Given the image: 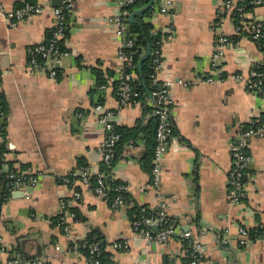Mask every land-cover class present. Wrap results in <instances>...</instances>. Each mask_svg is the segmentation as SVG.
Returning a JSON list of instances; mask_svg holds the SVG:
<instances>
[{"label": "crops", "instance_id": "crops-1", "mask_svg": "<svg viewBox=\"0 0 264 264\" xmlns=\"http://www.w3.org/2000/svg\"><path fill=\"white\" fill-rule=\"evenodd\" d=\"M24 1L30 0H0V93L8 106L6 119L0 117L5 123L0 142H6L5 161L36 171L39 182L25 191L9 190L0 206V261L41 256L47 264H88L71 243L96 229L115 264H184V239L177 236L190 230L202 243L209 264H264V240L246 246L238 242L239 225L249 229L264 224V136L248 144L246 196L238 204L228 197L231 140L264 113V98L231 74L246 73L264 62V50L236 31L237 20L224 10V0H169L167 12L159 9L163 0H150L129 14L136 12L134 21L151 8L144 20L163 33V39L170 35L161 47L157 75L173 81L169 95L174 131L163 158L159 195L140 164L143 142L126 144L110 174L128 184L129 195L140 207L163 203L176 232L166 242L138 236L127 209L112 207L88 185H70L60 178L82 168L79 157L87 169L99 168L105 131L96 104L113 111L117 125L132 126L153 113L145 109L152 106L150 94L138 104L121 106L112 84L101 89L99 102L93 68L104 75L113 71V79L123 67L118 52L122 37L113 22L120 7L115 0H73L61 41L68 54L53 62L56 75L51 76L50 62L30 68L29 48L48 37L52 9L47 5L31 19L10 24L6 13ZM247 11V18L264 25V0ZM220 36L233 42L221 45ZM218 74L220 81L204 80ZM74 189L80 191L79 198L73 196ZM61 201L70 202L80 214L71 220L70 237L53 222ZM121 237L129 239L128 248H113Z\"/></svg>", "mask_w": 264, "mask_h": 264}, {"label": "built area", "instance_id": "built-area-1", "mask_svg": "<svg viewBox=\"0 0 264 264\" xmlns=\"http://www.w3.org/2000/svg\"><path fill=\"white\" fill-rule=\"evenodd\" d=\"M135 0H115L120 7V12L113 17V22L116 26V33L122 37L121 47L119 49V57L123 60V67L119 75V89L117 91L119 104L135 105L139 103V92L133 88L131 81L134 77L133 72H124V67H130L132 65L133 54L135 50L132 49L133 38L128 37L126 34V16L129 14L128 5L132 4ZM263 0H224L223 7L225 11H231L233 16L237 20L236 31L239 34H245L247 38L256 42L260 47L264 48V25L258 19L247 18L248 11L245 7L246 4H252L258 6ZM50 6L53 14V24L50 29L49 35L42 43L35 44L29 48L30 59L29 66L31 69H39L45 66L47 62H50L49 73L51 76L56 75V69L53 66V62L58 60L60 56L68 54V51L63 48L61 41L65 36V32L68 28L69 15L73 7V0H61L59 6L50 5V0L44 2H30L24 1L20 6L8 11L6 13V20L15 25L23 20L31 19L34 15L41 13L46 7ZM170 5L169 0H163L160 6L161 12H167ZM167 35L165 39L163 37L156 43L158 46L154 49V73L152 80L158 84V88L152 90L150 97L155 102L156 109L154 113L157 115L158 123L156 127V145L154 148V154L152 158V168L150 184L156 189L159 195L160 186V173L163 163V158L168 150L169 140L173 135V122L171 119V109L173 105V99L169 95V89L173 84L171 80H160L158 78V71L161 65V47L162 44L169 38ZM233 40H229L226 37L220 36L219 43L221 45L231 44ZM126 48H131L126 51ZM264 50V49H263ZM223 51L220 50V54ZM218 73L219 69L214 70ZM231 78L238 82H242L249 92L255 93L264 98V62L260 63L257 67L248 70L246 73L235 72L231 74ZM207 82L220 81L222 78L218 74L217 76L206 75L204 78ZM112 78L107 79V83L100 85V89H105L111 84ZM186 84V83H183ZM95 109L99 113L100 121L104 126V138L100 144V151L102 154V161L110 163L114 156L115 143L119 138V134L115 131V122L112 121L113 111L103 107L101 103L95 105ZM3 116L0 111V117ZM1 131V127H0ZM264 136V113L256 120H251L248 126L242 128L235 137L231 140L229 150L231 154V167L228 172L229 177V201L233 204H238L246 196L247 188V170L251 160V156L247 150L250 139ZM1 140V132H0ZM129 145H132L129 143ZM3 157H0V173L6 172L8 178L7 188L8 190L21 189L25 191L30 187H35L39 182V175L36 171L29 168L21 169L19 167L8 166L6 163H2ZM91 174H96V184L92 187L93 193L105 200L108 198L109 186L106 184V176L103 171H94L87 168H80L74 170L71 173L61 176V181L75 185L80 182L84 185H89V178ZM110 176L114 178L111 174ZM118 194L114 197L111 203L112 207H119L128 209L135 205V201L132 197L123 195V192H128V184L121 182L115 187ZM80 191L74 189L73 196L79 198ZM70 202H60V214L57 225L63 230V233L70 237L72 228L71 220L75 218V212L71 210ZM145 210L144 208H142ZM153 213L143 215L140 218H136L131 221L132 228L138 236H143L147 239H154L157 242H166L169 238L176 235L174 227L166 214L163 203L157 204L152 208ZM158 225V231H154L152 225ZM264 225V224H261ZM238 242L242 246H246L250 243L251 238L249 236V229L246 226H238ZM181 239H189L191 247V264H209L208 261L202 260L204 250L202 243L192 236L190 230H184L179 232L178 236ZM257 239L264 240V234ZM226 241V240H225ZM129 246V239L127 237H121L117 241L113 242L112 247L116 249H126ZM71 247L74 251H81V248L86 247L85 244H80L76 240H72ZM55 248L58 250L59 246ZM185 248V247H184ZM186 251V248H185ZM88 261V264H102L99 255V245L97 243L89 245L88 253L83 254ZM0 264H47L45 259L41 256H36L26 259L11 258L6 261H0ZM167 264H172L169 260Z\"/></svg>", "mask_w": 264, "mask_h": 264}, {"label": "trees", "instance_id": "trees-1", "mask_svg": "<svg viewBox=\"0 0 264 264\" xmlns=\"http://www.w3.org/2000/svg\"><path fill=\"white\" fill-rule=\"evenodd\" d=\"M30 1H35V0H30ZM149 2L150 0H135L132 4L128 5L126 8L128 9L130 14L135 7L143 6L145 4H148ZM245 7L248 10L253 8V5L246 4ZM150 10L151 8H148L146 11L137 14L135 16L134 21L129 20V14L126 16V22H127L126 34L128 37L133 38L132 49L135 50V53L133 54L132 65L130 67H124V72L134 73V77L131 81V85L135 90L139 92L140 94L139 101H141L145 97V95L150 94L152 90L158 88V84L154 83L152 80V75L154 73L153 53H154V49L158 46L156 42L163 37L162 35L163 33H161L159 30H156L151 22L144 20V16L147 15L150 12ZM148 45L151 46V52L149 56L142 61L141 67L139 69L137 65L138 61L146 51ZM261 48L264 49L263 46H261ZM130 49L131 48H126L125 50L128 51ZM93 71L95 72L96 75L95 88L101 94L99 98V102H102L103 90L100 89V85L107 83V79L110 78L109 76L113 77L115 73L113 71H106L107 75H104L105 71H101L99 68H93ZM119 75L120 74L116 75L111 81V84L113 85L116 93L119 89ZM145 109L146 110L152 109L153 111V113L150 116H147L145 120L139 118L137 119L136 123L132 126L115 124L114 129L119 134V138L115 143L114 156L110 163H105L101 161L99 164L98 171L100 172L103 171L105 174H107L106 184H108L109 186L107 201L110 205L114 200L116 194H118V191L115 190V187L121 182H123L120 179L112 178L110 176V170L112 165L116 162V160L121 157L123 153V148L126 144L131 143L133 145H136L139 141L144 143V151L140 156V164L142 168L151 177V168L153 165L152 158L154 154V148L156 145V127L158 123L157 115L154 113V110L156 109L155 102L152 101V106L146 107ZM0 111H2L4 119H6L5 117L8 111V106L6 99L2 93H0ZM4 126L5 123L0 125L1 135L5 134ZM173 131H174V127H173ZM5 143H6L5 140L0 142V157H3L2 163H6L8 166H13V164L10 161H5L4 158V153L6 152ZM78 167L89 168L88 164L84 161L83 157L78 158ZM96 177H97L96 174L90 175L88 186H90L91 188L94 187L96 184ZM7 183H8V178L6 177V172L0 173V206L11 193L7 188ZM75 188H80V187L79 185H77ZM122 194L131 197L128 192H123ZM71 210H73L76 213L75 219H79L80 218L79 211L75 207L71 208ZM153 212L154 211L152 208H146L145 210H143L142 207H140L136 203L134 206L127 209V213L128 216L131 218V221L136 218H140L143 215L151 214ZM58 218L59 215L54 217L53 219L54 224L58 223ZM263 234H264V225L256 224L255 226L249 228V236L251 240H256L258 237H262ZM78 242H80V244L86 245V247L81 248L83 254L88 253L89 245L97 243L99 245L98 258L100 259L101 263L115 264L111 259L110 252L105 250V244L101 242V237L96 229L89 232L85 239L78 240ZM183 245L186 248V254L183 258L184 264H191L192 256L190 253L191 251L190 240L184 239ZM200 258L205 261L208 259L204 254Z\"/></svg>", "mask_w": 264, "mask_h": 264}, {"label": "water", "instance_id": "water-1", "mask_svg": "<svg viewBox=\"0 0 264 264\" xmlns=\"http://www.w3.org/2000/svg\"><path fill=\"white\" fill-rule=\"evenodd\" d=\"M61 4V0H50V5H52V6H59ZM149 7V5L148 6H146L145 8H142L141 10H139L140 12H142V11H144V10H146L147 8ZM135 13L136 12H134V13H132L131 14V16H130V18H129V20H131L132 19V17L135 15ZM150 52H151V46L150 45H148L147 46V49H146V51L144 52V54L141 56V58L139 59V61H138V68L140 69V67H141V63H142V61L146 58V57H148L149 56V54H150ZM3 123V119H0V124H2ZM251 164H252V162H251ZM173 227V226H172ZM152 228L155 230V231H158V225H152Z\"/></svg>", "mask_w": 264, "mask_h": 264}]
</instances>
